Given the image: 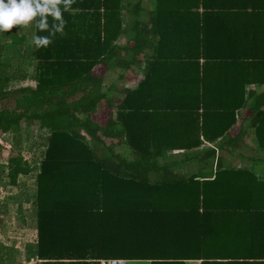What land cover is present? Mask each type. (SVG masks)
I'll use <instances>...</instances> for the list:
<instances>
[{"label":"trees","instance_id":"trees-1","mask_svg":"<svg viewBox=\"0 0 264 264\" xmlns=\"http://www.w3.org/2000/svg\"><path fill=\"white\" fill-rule=\"evenodd\" d=\"M60 8L62 32L49 15L48 31L37 17L0 40V102L14 101L0 107V151L23 124L49 132L38 166L21 152L6 165L13 186L38 171L37 264H264V0ZM26 41L36 85L9 88L28 76L10 70L7 50ZM99 66L118 81L133 67L145 77L122 91ZM123 92L116 117L97 120Z\"/></svg>","mask_w":264,"mask_h":264},{"label":"rangeland","instance_id":"rangeland-1","mask_svg":"<svg viewBox=\"0 0 264 264\" xmlns=\"http://www.w3.org/2000/svg\"><path fill=\"white\" fill-rule=\"evenodd\" d=\"M23 27L22 31L28 34L29 28L27 26H15L12 32L6 34L7 37L5 33L3 36V32L0 31V40H5L7 44H11L13 35L20 33ZM125 41L126 39L122 38L121 42L124 43ZM28 44L26 41V44L18 45L19 53H16L14 49L7 50L13 58L10 70L21 72V74L24 72L28 76L23 80H13L9 88L36 85L33 77L35 67L32 56L33 47H29ZM96 72L104 75L107 83L117 81L120 87L129 81L127 77L118 81L119 73L107 70L104 66L96 68ZM119 100V98L115 100L113 109L109 108L106 103L103 104L96 119L105 121L111 116L116 117ZM13 106L14 101L10 99L0 102V107ZM1 138L4 142V148L0 151V264H37L38 260L34 254L35 243L38 239L37 214L33 197L37 188L36 177L38 171L34 170L30 175L20 177V183L13 186L8 183L6 165L12 152L15 154L21 152L33 166H38L46 150L49 132L41 130L38 124L32 126L23 124L20 131L1 135ZM249 143H252L251 139H249ZM231 160L235 166L246 164L244 160H240L237 156L231 157ZM261 173L264 176V171L261 170ZM128 264L150 263L139 261L138 263L129 262Z\"/></svg>","mask_w":264,"mask_h":264},{"label":"clouds","instance_id":"clouds-1","mask_svg":"<svg viewBox=\"0 0 264 264\" xmlns=\"http://www.w3.org/2000/svg\"><path fill=\"white\" fill-rule=\"evenodd\" d=\"M72 3L73 0H0V31L9 32L15 26H28L37 17V28L48 31L47 17L51 15L54 21H59L52 25L53 34L62 32L64 21L60 5L68 10ZM50 42L49 37H33L36 47L47 46Z\"/></svg>","mask_w":264,"mask_h":264},{"label":"crops","instance_id":"crops-1","mask_svg":"<svg viewBox=\"0 0 264 264\" xmlns=\"http://www.w3.org/2000/svg\"><path fill=\"white\" fill-rule=\"evenodd\" d=\"M14 28H12V31H13ZM24 29V27L21 29V32L20 34H25L22 30ZM122 40V38H121ZM143 70L142 68H137V67H133V68H130L127 72V75L123 78L125 79L127 77V79H129V81L122 87L118 86V82L115 81L114 82V85H116V88L119 89V90H126V89H129V90H135L140 82H141V79H143L145 77V75H143ZM249 89V85L246 86V90ZM124 97V93L120 95L119 97V102L122 100V98ZM226 98H228L229 96L228 95H225ZM218 98H220V96H218ZM119 104V103H118ZM220 104V103H219ZM224 105H226V102L224 103ZM242 112V109L241 111H237V115L239 117L240 113ZM235 128H238V126L236 125ZM211 145V144H209ZM184 152V151H182ZM173 153H176V152H173ZM188 169L192 170V166L190 164H188ZM189 170V171H190ZM129 262H136L138 263L139 261H129ZM189 263H194V264H200L201 263V260H189L188 261ZM149 263V262H148Z\"/></svg>","mask_w":264,"mask_h":264},{"label":"built area","instance_id":"built-area-1","mask_svg":"<svg viewBox=\"0 0 264 264\" xmlns=\"http://www.w3.org/2000/svg\"><path fill=\"white\" fill-rule=\"evenodd\" d=\"M129 260L122 258L100 259V264H128Z\"/></svg>","mask_w":264,"mask_h":264}]
</instances>
